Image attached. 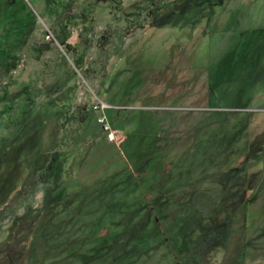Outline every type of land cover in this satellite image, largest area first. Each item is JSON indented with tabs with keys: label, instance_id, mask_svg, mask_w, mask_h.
<instances>
[{
	"label": "rangeland",
	"instance_id": "obj_1",
	"mask_svg": "<svg viewBox=\"0 0 264 264\" xmlns=\"http://www.w3.org/2000/svg\"><path fill=\"white\" fill-rule=\"evenodd\" d=\"M28 2L0 264H264V0Z\"/></svg>",
	"mask_w": 264,
	"mask_h": 264
},
{
	"label": "trees",
	"instance_id": "obj_2",
	"mask_svg": "<svg viewBox=\"0 0 264 264\" xmlns=\"http://www.w3.org/2000/svg\"><path fill=\"white\" fill-rule=\"evenodd\" d=\"M36 21V14L28 0H0V76L3 64L12 60V53L27 41ZM45 116L52 117L51 113ZM54 123L55 120L51 119L43 122L41 129L44 133L46 131L47 136L51 134ZM5 138L8 140L10 137ZM6 152L8 151L4 152L3 157L0 154V158H4Z\"/></svg>",
	"mask_w": 264,
	"mask_h": 264
},
{
	"label": "built area",
	"instance_id": "obj_3",
	"mask_svg": "<svg viewBox=\"0 0 264 264\" xmlns=\"http://www.w3.org/2000/svg\"><path fill=\"white\" fill-rule=\"evenodd\" d=\"M104 122V120H100V123H103ZM104 128H105V130H109L110 132H109V134H108V138L111 140V141H114V140H116V138H117V136H116V132L115 131H112V130H110V128H109V126H104Z\"/></svg>",
	"mask_w": 264,
	"mask_h": 264
}]
</instances>
